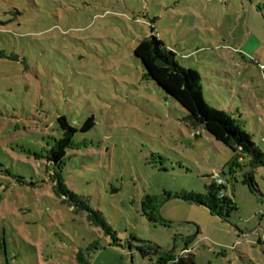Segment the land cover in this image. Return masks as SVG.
Wrapping results in <instances>:
<instances>
[{
	"label": "rangeland",
	"instance_id": "374dc122",
	"mask_svg": "<svg viewBox=\"0 0 264 264\" xmlns=\"http://www.w3.org/2000/svg\"><path fill=\"white\" fill-rule=\"evenodd\" d=\"M152 35L264 153V0H0V264H78L88 248L90 264H151L139 245L179 257L187 242L195 264H264V167L236 162L146 76L134 52ZM60 117L78 130L64 182L111 235L54 193ZM219 178L227 217L164 200Z\"/></svg>",
	"mask_w": 264,
	"mask_h": 264
},
{
	"label": "trees",
	"instance_id": "16d2710c",
	"mask_svg": "<svg viewBox=\"0 0 264 264\" xmlns=\"http://www.w3.org/2000/svg\"><path fill=\"white\" fill-rule=\"evenodd\" d=\"M135 56L142 62L146 76L154 81L169 97L174 99L187 113V123L192 128H202L217 142L230 149L235 155L236 162L247 161L253 172L258 167H264V153L251 140L249 134L242 131L232 118L224 112L210 108L204 100L201 77L192 69L181 67L177 61V55L169 49L158 37L150 36L138 44ZM2 53L0 52V57ZM63 136L57 140L48 154L44 157L51 163L50 178L52 179L54 193L60 197L63 203L69 204L74 213H86L87 220L95 227H101L107 235H111L112 229L107 224L102 213L93 210L88 202L76 195L66 186L63 179L67 151L75 148L74 138L78 130L68 123L65 117L58 119ZM94 120L89 119L82 132H87L94 127ZM43 157V156H42ZM246 177L244 183L256 191L254 175ZM224 186L210 188L208 195L191 193L167 195L164 200L182 199L209 208L212 213L221 217H227L234 210L233 201L223 194ZM216 192V193H215ZM159 206L153 207L156 212ZM151 222H155L149 216ZM189 250V242L186 243ZM95 249H99L96 245ZM80 250L76 254L78 264H90L89 251ZM137 251L143 257L160 256L161 264H169L177 257L175 252H164L155 245L143 243L137 247ZM176 264H195V254L189 253L180 257Z\"/></svg>",
	"mask_w": 264,
	"mask_h": 264
},
{
	"label": "built area",
	"instance_id": "2783aa9c",
	"mask_svg": "<svg viewBox=\"0 0 264 264\" xmlns=\"http://www.w3.org/2000/svg\"><path fill=\"white\" fill-rule=\"evenodd\" d=\"M217 185H218L219 187H220V186H224V181H223L221 178L217 179ZM223 195H224V194H221V197H223ZM191 252L193 253L192 250H185V251H183L182 256H183V255H186V254H189V253H191ZM182 256H180V257H182ZM180 257H177V258L174 259L173 261H170L169 264H176L177 261L180 259ZM151 264H161V263L158 261V262H154V263H151Z\"/></svg>",
	"mask_w": 264,
	"mask_h": 264
},
{
	"label": "water",
	"instance_id": "95a60500",
	"mask_svg": "<svg viewBox=\"0 0 264 264\" xmlns=\"http://www.w3.org/2000/svg\"><path fill=\"white\" fill-rule=\"evenodd\" d=\"M171 200V199H170ZM139 246H142V244L141 245H139ZM174 252V250L173 251H171V252H169V253H173Z\"/></svg>",
	"mask_w": 264,
	"mask_h": 264
},
{
	"label": "crops",
	"instance_id": "0c3cea01",
	"mask_svg": "<svg viewBox=\"0 0 264 264\" xmlns=\"http://www.w3.org/2000/svg\"><path fill=\"white\" fill-rule=\"evenodd\" d=\"M180 257V256H179Z\"/></svg>",
	"mask_w": 264,
	"mask_h": 264
}]
</instances>
